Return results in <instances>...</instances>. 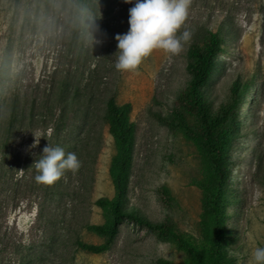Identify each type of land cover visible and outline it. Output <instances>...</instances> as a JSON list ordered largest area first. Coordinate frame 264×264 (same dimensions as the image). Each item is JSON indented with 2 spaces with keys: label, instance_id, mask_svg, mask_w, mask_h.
Returning a JSON list of instances; mask_svg holds the SVG:
<instances>
[{
  "label": "rangeland",
  "instance_id": "rangeland-1",
  "mask_svg": "<svg viewBox=\"0 0 264 264\" xmlns=\"http://www.w3.org/2000/svg\"><path fill=\"white\" fill-rule=\"evenodd\" d=\"M90 3L101 16L98 29L83 37L75 32L77 0H0V77L4 82L11 77L9 87L21 99L41 97L46 83L65 72L82 86L94 69L90 111H70L59 141L50 139L48 124L34 121L16 129L0 157V264H193L185 248L160 232L161 223L205 251L200 236L205 195L194 182L206 176L207 158L157 116L168 117L187 86L188 47L206 29L219 31L228 50L219 54L221 68L204 88L213 106L228 100L234 82L248 83L227 146L224 211L230 235L223 258L227 264H251V251L264 246V0H190L176 32L177 37L189 33L181 51L154 49L132 71L115 67L114 38L128 30L132 5ZM111 94L117 103L131 104L135 124L132 168L119 205L127 213L119 218L109 249L91 253L77 248L75 240L101 244L104 238L83 224L113 220L109 209L95 204L113 196L108 168L115 148L102 120ZM82 125L80 167L64 170L52 184L38 182L35 164L43 147L74 139ZM162 185L170 200L160 192Z\"/></svg>",
  "mask_w": 264,
  "mask_h": 264
},
{
  "label": "trees",
  "instance_id": "trees-1",
  "mask_svg": "<svg viewBox=\"0 0 264 264\" xmlns=\"http://www.w3.org/2000/svg\"><path fill=\"white\" fill-rule=\"evenodd\" d=\"M90 2L91 0H77L79 26L75 32L83 37L94 28L92 18L97 9L93 8ZM198 39L190 43L187 51L186 70L189 74L187 86L175 98V106L170 115L168 117L158 115L157 117L165 125L179 129L190 138L207 158L206 176L194 182L205 195L200 236L207 243L206 249L202 251L168 225L161 223L159 228L162 234L171 236L179 247L185 248L190 253L193 264H227L223 258L224 245L228 243L230 235L225 226L228 214L224 211L228 203L226 199L227 146L231 139L229 134L238 119V107L242 102V95L248 89V83L240 86L237 81L234 82L230 87L228 100L214 107L206 96L204 88L216 70L221 68L218 62L219 54L226 53L228 50L223 46L224 39L219 31L212 32L206 29ZM93 70H89L82 86L73 81L70 72H65L59 75L57 82L52 80L46 83L44 94L41 97L37 96L29 100L21 99L18 93L10 89L8 84L11 80L10 76L7 77L6 82L0 77V157L13 139L16 129L22 125H30L34 121L48 124L52 130L50 139L55 140L56 138V141H59L60 134L67 126L70 111L74 108L87 113L90 111L92 101L90 84ZM130 113L131 104L129 102L117 103L113 94L106 98L102 120L107 126V132L115 148L108 168L113 196L111 198L100 197L95 204L109 209L113 220L105 224L89 222L83 224V228L104 238L101 244L76 239V247L86 252L101 253L109 249L118 230V220L127 213L119 205L125 201L132 168L135 124L131 120ZM83 125L80 126V131ZM81 133L78 132L74 139L67 142H53V147L59 146L66 154L74 153L77 156L84 137ZM234 189L232 188V191L235 193ZM160 192L164 199L170 200L171 195L167 186L162 185ZM233 201L237 203L238 199Z\"/></svg>",
  "mask_w": 264,
  "mask_h": 264
},
{
  "label": "clouds",
  "instance_id": "clouds-1",
  "mask_svg": "<svg viewBox=\"0 0 264 264\" xmlns=\"http://www.w3.org/2000/svg\"><path fill=\"white\" fill-rule=\"evenodd\" d=\"M132 6L128 9V30L116 34V49L119 50L115 67L120 71L135 70L141 61L154 49H163L177 54L181 51V41L189 39V33L184 32L177 37L176 32L181 27L188 14L190 0H124ZM101 13L97 8L93 19ZM38 140H34V145ZM42 157L35 167L39 174L35 177L38 182L52 184L58 180L64 170L76 171L80 161L74 153H65L64 149L48 144L42 149ZM251 264H264V246H257L251 251Z\"/></svg>",
  "mask_w": 264,
  "mask_h": 264
}]
</instances>
